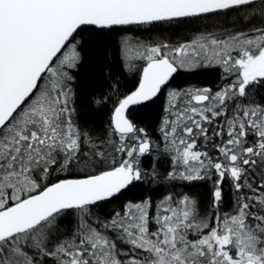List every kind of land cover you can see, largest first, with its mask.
<instances>
[{
    "label": "snow or ice",
    "instance_id": "1",
    "mask_svg": "<svg viewBox=\"0 0 264 264\" xmlns=\"http://www.w3.org/2000/svg\"><path fill=\"white\" fill-rule=\"evenodd\" d=\"M0 264H264V0H0Z\"/></svg>",
    "mask_w": 264,
    "mask_h": 264
},
{
    "label": "trees",
    "instance_id": "2",
    "mask_svg": "<svg viewBox=\"0 0 264 264\" xmlns=\"http://www.w3.org/2000/svg\"><path fill=\"white\" fill-rule=\"evenodd\" d=\"M103 55L102 50H97L96 52L90 54L86 62L84 64V67L81 69V83L82 88L87 91L89 88V85L92 83V80L96 77L97 69L99 67V61L101 56ZM113 73L117 75V78L120 79V76L118 75L120 72L119 65L113 66ZM215 76L212 73H202L199 76L195 77L193 82L199 83V84H210L214 81ZM180 83H184V81H181ZM132 84L131 82L123 83L122 87L124 90H128L131 88ZM104 113L98 114L96 117V122L99 123L103 119ZM134 116L138 123L145 124L147 123L149 127L154 126V121L157 116V109L151 108V109H145L143 111H138L134 113ZM83 119H87L88 117H82ZM138 192L130 193L129 196L137 195Z\"/></svg>",
    "mask_w": 264,
    "mask_h": 264
}]
</instances>
